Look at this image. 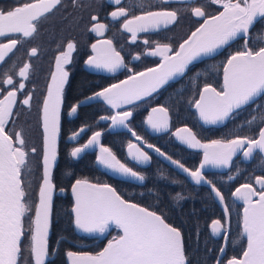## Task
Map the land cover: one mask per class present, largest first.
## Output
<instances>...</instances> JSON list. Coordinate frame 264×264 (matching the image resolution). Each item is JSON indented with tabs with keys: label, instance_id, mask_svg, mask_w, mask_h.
I'll use <instances>...</instances> for the list:
<instances>
[{
	"label": "snow or ice",
	"instance_id": "6c2138e0",
	"mask_svg": "<svg viewBox=\"0 0 264 264\" xmlns=\"http://www.w3.org/2000/svg\"><path fill=\"white\" fill-rule=\"evenodd\" d=\"M72 2L74 7L81 6L80 0ZM113 2L119 6L122 0ZM210 5L219 6L215 14L206 12ZM63 6V0H19L10 9L0 8V37L7 41L0 42V65L7 63L10 54H14L25 38L37 33L42 18ZM134 8L139 9V14H135ZM187 11L196 18H202V23L175 45L159 41L150 44L148 39L143 40L145 45L150 44L146 54L159 57L154 67L143 71L130 70L126 79L95 91L82 100L77 99L68 105L67 115L77 114L85 104L102 101L113 113L100 116L99 120L109 122V129H127L137 141L127 143V155L133 161L143 165L151 162L152 157L140 146L142 143L187 173L195 184L207 185L208 195H214L225 214L224 221L212 219L207 225L212 235L223 234L224 246L219 249L220 256H223L229 242L230 205L225 202L221 188L204 172L208 168L231 167L238 153H242L245 159H252L257 152L264 156V126H260L254 136L233 134L232 138L207 142L198 138L187 125L176 128L172 136L188 148L203 150L202 160L193 169L137 135L130 128L129 121L137 102H143L165 86H170V81L191 72L196 62L214 58L237 40L242 41L240 49L228 54L215 69L222 73V83L218 87L204 83L191 104L205 124L223 123L246 106L255 105L258 111L264 109V103H257L264 100V39L251 42L255 25L264 21V0H210L209 4L190 7ZM179 13L180 9L170 7V0H160L156 4L138 0L132 6L116 7L110 16L113 20L124 18L122 29L130 34L134 43L140 33L175 24ZM90 23L89 30L100 36L109 27L95 15L90 17ZM91 49L93 54L84 61L88 67L110 73L127 67L124 56L117 51L112 39L97 40L91 44ZM76 51L75 40L58 45L45 93L38 101L42 129L41 173L35 200L31 198L33 168L29 157L37 153V147L30 146L25 129H17L16 121L20 115L19 106L32 107L34 86L32 90L28 89L33 72L31 57L37 56L39 49L32 47L27 53L29 59L21 66L13 61L10 67L0 72V264H48L50 256L58 250L54 247L50 252L49 244L53 198L57 192L54 170L59 157L62 114L71 75L67 66L72 63ZM140 55L137 53L133 59L139 60ZM199 75L197 71L196 76ZM259 119L264 125V112ZM256 120L257 116L253 115L246 123L252 124ZM146 123L155 132H167L171 127L169 108L164 105L152 107ZM90 127L85 124L72 131L69 139L76 141ZM102 136V131L92 132L85 143L71 148V157L79 158L86 150L98 148L96 162L99 165L122 177L144 182L147 175L122 162L111 147L101 143ZM235 173L228 179H236L240 169L237 168ZM160 176L165 178L163 173ZM70 190L74 197L72 223L76 229L85 233H105L113 228L119 230V234L95 254L67 251L71 264H190L184 233L180 227L169 223L165 214L125 199L109 183H92L87 178H77L70 185ZM65 191L59 188L60 193ZM230 195L243 201L242 236L246 238V247L239 258L232 256L222 261L218 257L215 264H264V175L254 176L252 182L240 184ZM172 199L178 204L187 197L178 192ZM59 243L56 241L57 245Z\"/></svg>",
	"mask_w": 264,
	"mask_h": 264
},
{
	"label": "flooded vegetation",
	"instance_id": "af4514ba",
	"mask_svg": "<svg viewBox=\"0 0 264 264\" xmlns=\"http://www.w3.org/2000/svg\"><path fill=\"white\" fill-rule=\"evenodd\" d=\"M149 2L156 4L160 0H145V3ZM18 3L19 0H0V8L10 9ZM136 3H138V0H122L119 6L128 7ZM209 3L210 0H170V7L180 9L177 22L167 28L140 33L137 41L133 43L130 39V34L122 29L124 18L113 20L110 16V13L116 7H119L114 4L113 0H80L81 6L78 7L73 6L72 0H63L64 6L58 7L51 14L42 18L38 25L37 33L32 37L25 38L14 50V54H10V59L7 60V63L0 65V72L10 67L13 61L17 63V66H21L24 61L29 59L27 53L32 47L39 49L37 56L31 57L33 72L29 77L28 89L32 90L34 86L32 107L28 109L26 106H19L20 115L16 121L17 129L20 127L25 129L30 146L37 147V153L29 157V163L33 168L31 198L35 200L41 173L40 147L42 129L38 101L45 93L49 73L53 67V57L58 52V45L61 43L66 44L68 40L77 42V51L73 53V61L67 66L71 75L69 85L66 88L65 111L62 114L59 157L54 170V182L57 184V192L53 199V217L49 244L50 252L53 251L54 247L58 250L54 255L50 256L48 264H69L70 260L66 255L67 251L91 252L95 254L107 246L108 240L119 234V230L114 228L105 233H83L75 228L72 223L73 213L71 211L74 197L71 194L70 185L77 178H87L92 183H109L116 187L117 191L125 199H132L133 202L149 207L150 210L165 214L169 223L181 226L186 224L187 227L184 228L183 233L185 250L189 256L190 264H215V260L218 257L222 261H226L232 256H237L238 258L241 256L242 252L239 253L236 250L241 247L240 244L242 245V243L230 242L231 239H234V235H230L231 229L229 231V242L227 247H225L223 256H220L219 253V249L224 246L223 234L211 236L208 233L205 220H208L209 224L212 219L224 221L225 214L223 207L217 202L214 195H208L209 188L207 185L195 184L180 170L173 167L164 157L146 148L142 143L140 146L149 153L152 160L147 165L137 164L133 161L127 155V143L128 141L137 143V141L127 129H109V122L99 120L100 116L113 113V110L102 101L85 104L78 110L77 114L67 115L68 105L75 103L77 99L82 100L85 96L91 95L95 91L125 79L130 74V70L142 71L145 68L155 66L159 62V57L146 54L151 42L159 41L160 43H172L175 45L181 41L198 27L199 23H202V18L194 17L187 9ZM218 9L219 6L210 5L206 8V12L215 14ZM134 12L139 14V9L134 8ZM93 15L99 16L100 22L109 26L103 36L89 30L91 27L90 17ZM255 26H257L261 35L254 38L252 43H256L258 39H264V21L258 22ZM145 38L149 40V45L143 43ZM102 39L113 40L117 51H120L121 55L124 56L126 68L110 73L102 69L90 68L84 63L87 57L93 54L91 44ZM0 42H7L6 38L0 37ZM241 45L242 41L237 40L232 43L231 47L223 49L214 58H206L196 62L195 67L187 75L177 81L170 82V86H165V89H161L145 101L137 102L133 117L129 121L130 128L137 135L144 137L149 143L160 147L162 151L173 156V159H179L186 167L193 169L202 160L203 150L191 149L181 144L172 136L176 128L184 125L191 127L203 142L211 139L232 138L233 134L254 136L258 128L264 126L259 119L264 109L258 111L255 105L246 106L241 110H237L226 122L219 125H209L200 121L191 104L192 98L198 91V82L212 83L217 87L222 83V73L215 71V69L228 54L239 50ZM137 53L141 54L139 60L133 59ZM197 71L206 76L196 79L192 92L185 98V93L191 90L190 85L191 83L193 84V76L196 75ZM188 81L190 85H186ZM179 86H182L180 92L173 91ZM257 103H264V100H258ZM158 105H164L169 108L171 127L167 132L154 134L147 129L146 119L151 108ZM185 107H187L188 111L192 109L193 116L191 119L196 120L201 126L195 125V128H193L188 124L190 116L188 115L189 113L182 109ZM253 115L257 116V120L252 124H247L246 121L251 119ZM232 118L234 119L229 122ZM241 122H244V124L240 126ZM85 124L90 125V129L82 133L76 141L70 140L71 132L78 130ZM94 131H102L101 143L111 147L122 162L127 163L137 171L144 172L148 178L144 182L134 183L120 179L107 170L99 168L96 162L98 148L86 150L79 158L71 157V148L85 143ZM239 163L245 165L246 173L244 175L245 180L237 183L236 179L229 180L228 176L236 174L232 173V166ZM232 166L223 171H208L204 175L212 179L217 184V187H220L221 191L224 192L225 202L230 205V214H234L236 207L240 206L242 217L243 206L230 193L234 192L235 188L239 187L240 184L252 182L254 176L264 175V157L257 152L252 159L245 161L241 153L233 160ZM160 173L164 174V179H161ZM222 177L227 179H225L226 184L220 182ZM173 181L176 182L173 183ZM59 188H64L66 191L58 193ZM147 188H150L148 192L146 191ZM178 192L183 193L187 199L177 204L172 198ZM200 220L204 223L202 224ZM199 223L200 227H198ZM244 239L246 247V238ZM58 240L60 243L57 245L56 241ZM229 246H233V249L231 248L233 252L230 249L227 251ZM210 253L215 254L212 259L205 260V258H201Z\"/></svg>",
	"mask_w": 264,
	"mask_h": 264
},
{
	"label": "trees",
	"instance_id": "16d2710c",
	"mask_svg": "<svg viewBox=\"0 0 264 264\" xmlns=\"http://www.w3.org/2000/svg\"><path fill=\"white\" fill-rule=\"evenodd\" d=\"M258 35L260 36L261 35V32H259L258 31V29H257V26H255V28H254V30H253V33H252V40L254 39V38H257L258 37ZM264 35V34H263ZM252 42V41H251ZM202 76H206L205 74H200L199 76H196V75H194L193 76V80H192V82H193V84L191 83V85H190V82L188 81L187 83H186V85H190V91L189 92H186L185 93V98L186 97H188L189 95H190V93L192 92V89L194 88V81H196V79L198 78V77H202ZM208 76V75H207ZM205 82H198V89H199V87H201V85H203ZM186 88V87H185ZM182 89V86H179L178 88H176V89H174L173 91H176V92H180V90ZM187 95V96H186ZM194 96H196V93H195V95ZM191 108V107H190ZM183 110H185L186 111V113H189L188 115L190 116V119H189V122H188V124L190 125V126H192L193 128H195V125H198V126H201L196 120H193V119H191V117L193 116V111H192V109H190V111H188V109H187V107H185V108H182ZM175 111H177V110H175ZM234 118H232L229 122H231L232 120H233ZM244 124V122H241L240 123V126L241 125H243ZM196 130H198L197 128H196ZM240 164V163H239ZM234 164L233 166H232V173L233 174H235V170L237 169V168H239L240 169V175H238V177L236 178V180H237V183H239L240 181L242 182V181H244L245 180V165H242V164ZM226 178H224V177H222L221 178V181L220 182H222L223 184H226V180H225ZM148 190H150V188H147V192H148ZM221 215L223 216V212L221 211ZM200 222L203 224L204 222L203 221H201L200 220ZM205 222H206V227H207V229H208V233H210V235L212 236V234H211V232H210V228L207 226L208 224H209V221L208 220H205ZM229 224H230V229H231V231H230V235L232 234V235H234V239H231L230 240V242H235V243H242V245L240 244V246L241 247H239L236 251H239V253H241L242 252V250L244 249V247H245V239H244V237L242 236V217H241V207L240 206H237L236 207V209H235V211H234V214H230V218H229ZM174 226H177V227H180L181 228V231L183 232V230H184V228H186L187 227V225L186 224H184L183 226H181V225H174ZM198 227H200V223H199V225H198ZM233 249V246L232 247H228L227 248V251H228V249H230L231 251H232V249ZM233 252V251H232ZM194 253V252H193ZM186 255H187V253H186ZM215 256V254H213V253H210V254H207V255H204L203 257H201V258H205V260L207 259H212L213 257ZM189 257V256H188Z\"/></svg>",
	"mask_w": 264,
	"mask_h": 264
},
{
	"label": "water",
	"instance_id": "95a60500",
	"mask_svg": "<svg viewBox=\"0 0 264 264\" xmlns=\"http://www.w3.org/2000/svg\"><path fill=\"white\" fill-rule=\"evenodd\" d=\"M222 51V50H221ZM203 59H206V58H203ZM202 59V60H203ZM199 62V61H198ZM152 67H154V66H152ZM143 71V70H142ZM181 77H177V78H175L173 81H170V82H174V81H177L178 79H180ZM126 79V78H125ZM118 83V82H117ZM155 94V93H154ZM153 94V95H154ZM147 99V98H146ZM128 107V106H127ZM194 108V107H193ZM194 110L196 111V113H197V116H198V118H199V114H198V112H197V110L194 108ZM151 111V110H150ZM200 119V118H199ZM201 122H203L202 120H200ZM226 122V121H225ZM204 123V122H203ZM224 123V122H223ZM219 124H222V123H218V124H209V125H219ZM146 127H147V129L150 131V132H152V133H154V134H160V133H164V132H155V131H153L148 125H147V123H146ZM179 141V140H178ZM180 142V141H179ZM181 143V142H180ZM182 144V143H181ZM184 145V144H183ZM186 146V145H185ZM239 154H241V153H238L237 154V156L239 155ZM255 154V153H254ZM237 156H235L234 158H233V160L237 157ZM264 157V156H263ZM131 158V157H130ZM242 158L245 160V161H249L250 159H245L244 157H243V155H242ZM171 164V163H170ZM172 165V164H171ZM173 167H175L174 165H172ZM98 167L99 168H102V169H105V170H107L109 173H111V174H113V175H115V176H117L118 178H120V179H123V180H127V181H130V182H134V183H141L140 181H137V180H135L134 178H126V177H122V176H120L119 174H117V173H114L112 170H110V169H106V168H104L102 165H99L98 164ZM176 168V167H175ZM226 168H208V169H206L205 170V172H208V171H223V170H225ZM179 170V169H178ZM181 171V170H180ZM182 172V171H181ZM204 172V173H205ZM183 173V172H182ZM183 174H185L186 176H187V173H183ZM188 177V176H187ZM189 179H190V177H188ZM191 180V179H190ZM193 182V181H192ZM58 193H60V192H58ZM73 196V195H72ZM54 199V198H53ZM234 199L237 201V202H239V203H241V205L243 206V201H240V200H237L235 197H234ZM217 200V199H216ZM217 202L220 204V202L217 200ZM221 205V204H220ZM222 206V205H221ZM242 212H243V208H242ZM242 229H243V224H242ZM78 231H80L79 229H77ZM51 232V231H50ZM80 232H82V231H80ZM83 233H85V232H83ZM69 264H71V262L69 261Z\"/></svg>",
	"mask_w": 264,
	"mask_h": 264
}]
</instances>
